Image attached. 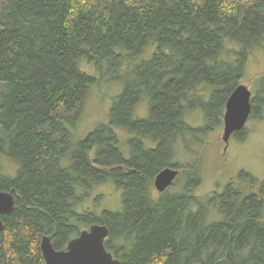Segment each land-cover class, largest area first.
Here are the masks:
<instances>
[{
  "label": "trees",
  "instance_id": "1",
  "mask_svg": "<svg viewBox=\"0 0 264 264\" xmlns=\"http://www.w3.org/2000/svg\"><path fill=\"white\" fill-rule=\"evenodd\" d=\"M151 48L109 123L73 147L70 130L101 82L80 61L102 79ZM261 50L264 0H0V191L15 199L1 216L0 264H45L43 236L65 250L94 224L108 228L105 248L121 264H264V181L241 171L199 199L198 162L174 161L178 141L203 131L184 123L189 96L210 88L206 122L222 124L229 94ZM257 81L249 120L264 106V72ZM141 104L146 119L135 115ZM117 129L131 135L128 157ZM5 160L18 165L14 178ZM166 168L181 172L159 194L153 181ZM108 182L122 191V211L78 214L76 189ZM212 212L221 220L208 224Z\"/></svg>",
  "mask_w": 264,
  "mask_h": 264
},
{
  "label": "rangeland",
  "instance_id": "2",
  "mask_svg": "<svg viewBox=\"0 0 264 264\" xmlns=\"http://www.w3.org/2000/svg\"><path fill=\"white\" fill-rule=\"evenodd\" d=\"M151 51L136 59L135 62L122 68L112 67L113 73H106L102 79L94 71L93 67L86 66L83 60L79 63V68L88 76L101 80L99 86L89 91L87 99L83 105L80 117L76 125L71 128V143L75 147L83 141L100 125L109 123V112L114 101L122 94L129 81L134 76V71L143 61L147 62L151 58ZM264 72V50L257 51L248 59L244 78L239 84L245 85L252 94V99L256 97L260 90L257 78ZM110 75H117V80L109 79ZM259 75V76H258ZM211 101V91L205 85L197 87L195 93L189 96L187 110L184 115V123L194 130L203 131L197 135L186 133L181 142L176 145L175 163L179 167H192L195 162L200 169V182L194 190V195L203 199L215 192H221L225 185L235 178L241 171L255 177L259 182L264 181V106L257 108L256 116L259 119H250L245 125V134L232 135L227 147L222 141V124H214L212 117L215 112L211 108V125L206 122L207 105ZM217 108L216 111H220ZM222 112V111H221ZM148 106L141 104L135 115L139 119L148 117ZM115 133L119 142V149L123 155L129 154L128 141L131 135L124 129H117ZM244 136V137H243ZM226 148V149H225ZM225 149V150H224ZM127 153V154H126ZM3 170L6 176L14 178L18 171V165L10 160H5ZM69 161L63 160L62 168H68ZM181 172V170H180ZM184 184V181H180ZM180 184V183H179ZM177 191V187L171 189ZM78 203L76 212L78 214L89 212L97 217L104 212L118 213L122 211V191L115 188L113 183L96 184L89 189H76ZM221 217L211 213L207 219L208 224L220 221ZM87 225L82 226L85 229Z\"/></svg>",
  "mask_w": 264,
  "mask_h": 264
},
{
  "label": "water",
  "instance_id": "3",
  "mask_svg": "<svg viewBox=\"0 0 264 264\" xmlns=\"http://www.w3.org/2000/svg\"><path fill=\"white\" fill-rule=\"evenodd\" d=\"M250 90L243 84L238 85L228 96L223 114L222 141L227 147L229 139L245 127L251 115ZM226 149V148H225ZM224 149V150H225ZM179 171L172 168L161 170L153 181L157 193H163L176 181ZM15 199L12 194L0 191V232L3 230L1 216L12 212ZM109 230L105 225L94 224L82 230L71 239L65 250L54 249L51 239L43 236L40 251L45 264H121L105 248Z\"/></svg>",
  "mask_w": 264,
  "mask_h": 264
},
{
  "label": "flooded vegetation",
  "instance_id": "4",
  "mask_svg": "<svg viewBox=\"0 0 264 264\" xmlns=\"http://www.w3.org/2000/svg\"><path fill=\"white\" fill-rule=\"evenodd\" d=\"M224 111H225V106H224V109H223V113H224ZM243 130H245V128L243 129ZM243 130H241L240 132H238V133H242L243 132ZM125 157H128V155L127 156H125ZM179 174H180V171H179ZM179 176V175H178ZM178 178V177H177Z\"/></svg>",
  "mask_w": 264,
  "mask_h": 264
}]
</instances>
